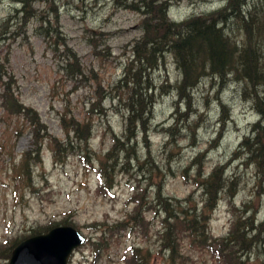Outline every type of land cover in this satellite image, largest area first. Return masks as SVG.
Segmentation results:
<instances>
[{
    "label": "rangeland",
    "instance_id": "rangeland-1",
    "mask_svg": "<svg viewBox=\"0 0 264 264\" xmlns=\"http://www.w3.org/2000/svg\"><path fill=\"white\" fill-rule=\"evenodd\" d=\"M19 1L0 0V89L5 81L13 79L15 95L39 113L49 128V137L44 140L42 162L31 165L23 180L19 178L22 155L32 146V130L20 129L22 119L6 112L0 98V264H10L14 248L29 237L47 233L52 222L73 224L87 241H96L102 234L100 228L123 223L126 213L135 209L136 202L131 200L134 194L146 188V199L156 196L158 187L150 184V173L140 175L145 171H152L154 181L162 184L163 196L175 202L192 195V205L197 203L200 208L205 196L196 180L207 178L218 166L222 167L227 187L212 212L207 213L209 241L231 236L235 221L238 219L242 225L240 216L249 210L247 217L253 216L255 230L250 231L249 226L247 230L254 246L249 247L251 241L246 239L245 246L236 249L246 264H264V166L259 167L264 164V146L260 144L264 140V119L259 110L264 106L256 104L251 82L238 78L233 70L224 77L212 74L210 58H206L200 60V65L204 64L209 74L191 88L192 80L184 83V70L170 50L160 55L156 69L136 62L126 72L133 47L145 36L149 17L126 8V4L140 3L138 0H58V17L49 5L36 2V14L39 8L52 17L51 31H39L42 22L34 16L28 22L21 19L22 15L14 18L16 9L21 8ZM159 1L171 6V21L189 24L212 14L219 21L217 12L233 0ZM243 2L247 4L245 8ZM238 8L249 24L254 15V35L246 29L239 30L241 22L236 17L220 27L242 49L245 41H252V48L261 51L258 64L262 67L264 0H239ZM151 17H158L156 8ZM183 28L186 26L178 27ZM77 58L82 75L70 71L77 66ZM140 77L143 87L144 81L151 79L154 87L149 93L155 102L146 116L147 141L141 133L133 147L140 163L134 154L129 165L120 158L117 168L109 174L113 189L108 194L100 193L96 175L100 161L114 145V136L126 135L125 104L138 84L133 80ZM101 95V104L93 108ZM76 119L83 123L84 130L86 123H91L92 137L88 144L81 145L80 153L61 152L60 159H65L62 163L55 159L54 139L66 140L67 130ZM18 132L21 135L17 136ZM249 136L252 150L260 148L262 152L259 164L250 160L252 152L242 147ZM247 145L245 149L249 150ZM148 153L152 160L142 164ZM147 216L152 217L151 213ZM154 224L156 227L146 237L128 232L110 234L109 247L100 251L86 242L75 249L69 264H126L123 258L132 251L130 247H142L143 254L150 253L148 264H162L169 253L161 246L157 231L160 221ZM183 245L189 264H220L211 249H193L186 238Z\"/></svg>",
    "mask_w": 264,
    "mask_h": 264
},
{
    "label": "trees",
    "instance_id": "trees-1",
    "mask_svg": "<svg viewBox=\"0 0 264 264\" xmlns=\"http://www.w3.org/2000/svg\"><path fill=\"white\" fill-rule=\"evenodd\" d=\"M138 1H140V3L132 4H144L146 7L144 14H148L149 17L145 22V36L137 42L135 47H133V58L127 63L125 69L126 72L129 70V67H133V64L136 62L138 66L140 65L150 69H156L159 65L157 61L160 58V55L162 53L164 55L165 51L170 50L178 57L184 70V83L192 80L193 84L191 85V88H193L200 75L209 74L205 69V65H200V60L204 61V59L207 58L206 60H209L210 58V71L212 74L224 77L227 74H230L232 70L235 71L238 78L242 77L246 81L251 82L253 86L252 93H255L254 96L258 100V103L256 104L264 106V65L260 67L261 64H258L261 57V51H258L259 48H252L254 47L252 41H248L249 43L245 41L244 46L241 45V47L243 46L245 48H240V46L237 45L228 34L225 35L224 27L219 26V22H222L224 26V24H226L231 18L236 17L241 22L238 29H246L249 31V34L252 36L254 35L256 32V28H252L254 27L252 22L255 23V19L253 18L254 15L251 14L252 20L249 24V21L240 15L241 8L236 9L239 0H233L225 9L217 12L218 15L220 13L219 21H216L214 19V14H212L208 17L196 18L193 20V23L189 24H179L170 21L167 17L166 9L169 5L167 2H160L159 0ZM36 2L49 5L48 7L50 10H52L56 17H58V9L54 0H20L19 4L21 5V8L16 9L17 15L14 18L17 19L19 18V15H22L21 19L24 22H28L34 16L37 19L39 18L42 22L39 31H43L44 29L51 31L52 17L49 18L45 13V10H39V8L36 14L34 12ZM155 3L157 5L156 7L154 6ZM243 5L244 2L242 3V7ZM155 8L158 17H155L154 20H152L153 17H151V15L154 13ZM49 16L52 15L50 14ZM46 23L49 25L45 27L44 25ZM182 26H186V28H183L182 30L178 29V27ZM263 29L264 28H261V31ZM260 45H262L263 48L264 42L262 41ZM237 48L240 49L237 50ZM75 62L77 66L70 71L73 74L82 75L83 70L80 66L79 59L77 58ZM238 64L240 65L237 66ZM193 76L197 77L194 78ZM147 77H149V75ZM12 81L13 79L5 81L2 89H0L2 107L11 116L22 119V126L18 124L20 129L30 127L32 130V146L23 153L22 159L20 160L22 162V167L21 173L18 177L23 180L24 174L30 171L31 165H38L42 162L41 152L45 138L49 137V128L40 118L39 113L35 109L25 106L15 95ZM133 81L138 84L137 86H134L133 92L128 97V99H130L129 103L125 104L126 113H124V120L127 126L126 135L121 137L118 135L114 136V145L107 152V155L100 161L101 166H99L97 171L99 177L97 189L100 193L108 194L107 192H110L111 189H113V178L112 175L109 174L117 168L120 163V158H124V164L129 165V158L131 154H134L133 158L140 163V158L133 147L141 133L143 134V139L146 141L149 136V126L146 124V119L148 117L146 116L151 113V109L155 106L154 98L152 94L149 93L154 86L151 85V79L144 81L145 87L142 85L141 77L139 79H134ZM258 87H260L261 90ZM103 97L104 96L101 95L99 103L95 104V101L93 102V108H95V105L98 106L101 104ZM119 98L123 100L122 96ZM101 110L104 111L103 107H101ZM259 110L264 119V110L261 108ZM177 113H179V110H177ZM85 126L87 127L86 130L83 129V123L76 119L73 121L71 128L67 130L66 140L54 139L56 145V147L54 146V156L56 160L58 159L60 162L64 163L65 159H60L61 152H64L67 155L69 153H74L77 150L78 153H80L83 150L81 145H86L90 142L93 128L91 123H86ZM257 126L261 125L258 124ZM256 130L257 129L255 128L253 132ZM261 131V133L264 134L263 128H261ZM71 132H73V135H71ZM19 135H21L20 132H18L17 136ZM124 137H126V139ZM246 139L247 140L242 144V147H244V150H247V152H252L250 160L258 162V160L263 157L262 152L259 151L260 148L252 150L251 142H248L251 140V137L249 136ZM260 144L261 146H264V140H261ZM246 145L249 150L245 149ZM130 149H133V151H130ZM247 152H245V154H247ZM151 160V154L148 153L145 161L141 163L145 164ZM86 165L90 164L86 163ZM263 166V163H261V165L259 164V167ZM155 168L157 169L158 167L155 165ZM221 168V166H218L207 178H199L196 180L198 187H201L203 195L205 196L201 201L203 202V206L200 208L197 203H193L192 205V195L184 200L176 199L175 202H172V199L163 196V186L159 182L154 181L152 178V171L143 172L140 175L146 176L147 172L150 173V176H147L150 180V184H155L158 187L156 196L151 197V199H146V188L142 189L143 193L141 190L137 192L136 195L134 194L131 200H135L136 207L134 210L126 213L124 222L111 227L108 226L107 229H99L96 227L97 224H94V228L99 229L102 234L96 239V241L92 242L90 239L87 243L91 242L95 249V246H98L100 251L101 248L104 249L109 247L107 236H110V234L114 236L116 232H128L129 235L136 233L149 236L151 232L150 230L156 227L154 223L159 220L161 226L157 231L162 238L161 246L166 249L165 252L169 253L168 256H165L166 259L162 264L190 263L187 259V255L184 253L185 246L183 245V241L185 238L189 239V245L193 249L199 247L208 249L209 251L211 249L218 258L220 264H246V260L242 258V255L239 254L236 248L240 245L245 246L246 239L251 241L249 247L253 248L254 246L253 238L248 237L249 230H255L253 216L252 218L247 217L249 210H246L240 216L243 218L242 225L239 223L238 219L235 221L233 230L238 233L235 236H232L233 232L231 236L228 238L224 237L222 241H209V235L207 234L210 219L207 216V213L210 214L212 212L215 203L220 199L219 195L223 192L226 193L227 180L222 177ZM200 176L201 175H199V177ZM104 190L106 192H104ZM148 213H151L152 217L148 218ZM248 220H251V222L244 224ZM59 224L60 223L52 222L47 228L51 229ZM247 226L250 227L249 230H247ZM129 249H132V251H128L123 258L126 261V264H148L147 261L150 253L148 255L143 254L142 247H130ZM11 250L12 248H9V251Z\"/></svg>",
    "mask_w": 264,
    "mask_h": 264
},
{
    "label": "water",
    "instance_id": "water-1",
    "mask_svg": "<svg viewBox=\"0 0 264 264\" xmlns=\"http://www.w3.org/2000/svg\"><path fill=\"white\" fill-rule=\"evenodd\" d=\"M84 242V235L74 226H57L21 242L13 250L10 264H69L74 250Z\"/></svg>",
    "mask_w": 264,
    "mask_h": 264
},
{
    "label": "bare ground",
    "instance_id": "bare-ground-1",
    "mask_svg": "<svg viewBox=\"0 0 264 264\" xmlns=\"http://www.w3.org/2000/svg\"><path fill=\"white\" fill-rule=\"evenodd\" d=\"M57 1L58 0H54V2H56L57 3ZM133 4H126V8L127 9H131V10H135V11H140V12H145L146 11V7H145V5H133ZM246 5L247 4H244L243 5V8H245L246 7ZM128 6V7H127ZM171 8V6L170 5H168L167 6V17H168V10ZM169 18V20H170V17H168ZM171 21V20H170ZM172 22H174V21H172ZM179 24H185V23H179ZM222 24V26H223V23L222 22H219V26ZM205 76H207V74H202V75H200L199 76V78H198V84L201 82V80H202V78L203 77H205ZM261 128H263V130H264V127L263 126H261ZM244 143V142H243Z\"/></svg>",
    "mask_w": 264,
    "mask_h": 264
}]
</instances>
